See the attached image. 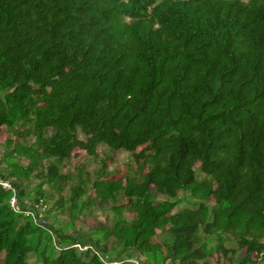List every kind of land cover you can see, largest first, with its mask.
Instances as JSON below:
<instances>
[{"label":"trees","instance_id":"trees-1","mask_svg":"<svg viewBox=\"0 0 264 264\" xmlns=\"http://www.w3.org/2000/svg\"><path fill=\"white\" fill-rule=\"evenodd\" d=\"M19 119L31 129L17 136L38 142L14 143L28 161L9 166L17 180L74 150L130 153V171L92 185L98 205L114 203L103 231L124 248L155 251L167 227L178 264L214 255L202 233L264 263V0H0V127ZM44 176L67 179L54 166ZM180 190L214 205L173 213L154 199ZM6 196L0 186V264H101L69 237L30 262L36 228Z\"/></svg>","mask_w":264,"mask_h":264},{"label":"rangeland","instance_id":"rangeland-1","mask_svg":"<svg viewBox=\"0 0 264 264\" xmlns=\"http://www.w3.org/2000/svg\"><path fill=\"white\" fill-rule=\"evenodd\" d=\"M25 128H30V122L21 119L16 125L0 127V181L6 185V204L12 197L15 198L18 208L15 215L18 221L21 224L29 223L36 228V233L30 236V241L35 247V251L29 255L30 262L36 263L37 259L45 255H56L62 245L71 244L68 239H64L69 237L76 239L81 247L86 246L100 255L102 261L98 259L101 264H178L167 256L166 246L171 242L167 227L157 230L152 239L157 246L155 251L126 249L103 231L110 227L116 218L114 203L98 205L94 201L92 185L97 179L115 170L130 171L133 165L130 153L112 150L106 145L98 146L96 156H90L82 150H74L66 157L43 160L38 171L29 179L17 180L11 176L9 166H26L28 161L14 143L18 142L24 149L29 150L38 142L34 133L25 138L23 135L17 136L16 131L22 133ZM50 132L51 130L43 136ZM78 137L84 139L79 132ZM51 166L56 168L57 174L66 175L67 179L59 180L54 186L47 183L44 174ZM196 173L200 175L198 166ZM154 199L173 203V213L193 208L200 203L209 207L214 205L212 200L204 201L193 197L188 190L178 191L174 198L156 196ZM116 200L121 202L124 197L120 194ZM33 217L37 225L33 224ZM201 237L214 254L207 264H241L246 256V249L239 248L228 235L202 233ZM252 258L258 260L254 256ZM255 264L264 263L258 261Z\"/></svg>","mask_w":264,"mask_h":264},{"label":"built area","instance_id":"built-area-1","mask_svg":"<svg viewBox=\"0 0 264 264\" xmlns=\"http://www.w3.org/2000/svg\"><path fill=\"white\" fill-rule=\"evenodd\" d=\"M0 186H1L3 189H5V187H6V185H5L4 183H2L1 181H0ZM5 190H6V189H5ZM10 200H11V201H9V202L7 203V205H8V207H9V208L15 213V212L18 210L17 205H16V202H15V198L12 197ZM32 222H33V224H35V225L38 224L37 221H36V219H35L34 217H33V219H32ZM74 247L77 248V249L80 250V251L86 250V249L88 248V247H86V246L81 247L79 244L74 245ZM93 253H94V251H93ZM94 255H96V256L102 261V258H101L100 255H97L96 253H94Z\"/></svg>","mask_w":264,"mask_h":264}]
</instances>
